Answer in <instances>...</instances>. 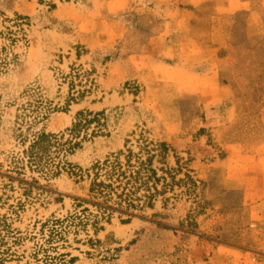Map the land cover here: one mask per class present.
Returning <instances> with one entry per match:
<instances>
[{"label": "rangeland", "instance_id": "1", "mask_svg": "<svg viewBox=\"0 0 264 264\" xmlns=\"http://www.w3.org/2000/svg\"><path fill=\"white\" fill-rule=\"evenodd\" d=\"M0 264H264V0H0Z\"/></svg>", "mask_w": 264, "mask_h": 264}, {"label": "trees", "instance_id": "2", "mask_svg": "<svg viewBox=\"0 0 264 264\" xmlns=\"http://www.w3.org/2000/svg\"><path fill=\"white\" fill-rule=\"evenodd\" d=\"M52 137L55 138L53 135L40 134L38 136L30 146V160L33 162H38V160H40L38 150L43 151V143ZM160 146L162 151H167L168 147L165 143H160ZM153 157L154 156L151 155L147 161H143L139 156H134L132 152L129 151L124 163L119 161L118 158H115L113 161L106 160L104 163L94 165L95 180L91 185V191L104 199L105 206L109 201H113V204L118 208H124V211L127 212L138 206L136 201L140 202L141 198L136 195L137 191L140 188H145V193L143 195L145 199L143 202L146 203L147 200V204L150 205L154 196L162 192L157 190V183L160 179H162L163 182L165 181L164 177H157L155 170L152 168L150 161ZM135 158L137 159L132 161ZM101 175L104 178L97 181L98 177ZM191 182H193L192 179ZM167 185L168 184L165 183L163 185L164 188ZM151 189H153L154 192H150ZM104 210L112 211L114 209L113 207L106 206Z\"/></svg>", "mask_w": 264, "mask_h": 264}]
</instances>
